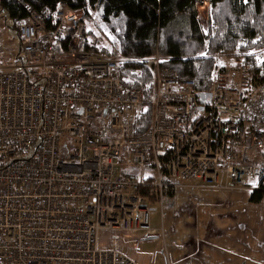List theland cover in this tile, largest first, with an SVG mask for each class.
<instances>
[{"label": "built area", "instance_id": "1", "mask_svg": "<svg viewBox=\"0 0 264 264\" xmlns=\"http://www.w3.org/2000/svg\"><path fill=\"white\" fill-rule=\"evenodd\" d=\"M26 12L15 65L0 58V264H137L99 232L153 234L151 207L164 216L177 180L227 190L257 178L264 70L217 62L197 91L155 57L137 135L145 93L107 38L64 3Z\"/></svg>", "mask_w": 264, "mask_h": 264}, {"label": "trees", "instance_id": "2", "mask_svg": "<svg viewBox=\"0 0 264 264\" xmlns=\"http://www.w3.org/2000/svg\"><path fill=\"white\" fill-rule=\"evenodd\" d=\"M205 1L210 8L206 31L198 20L202 0H0V14L16 30L27 6L54 10L64 3L81 10L83 20L115 47L120 75L144 90L147 111L136 119L139 135L150 124L155 57L197 91L208 88L221 57H244L255 70H264V0ZM247 160L257 170L249 201L258 204L264 198V150Z\"/></svg>", "mask_w": 264, "mask_h": 264}, {"label": "crops", "instance_id": "3", "mask_svg": "<svg viewBox=\"0 0 264 264\" xmlns=\"http://www.w3.org/2000/svg\"><path fill=\"white\" fill-rule=\"evenodd\" d=\"M250 180L253 188L247 183L246 188L227 190L192 185L193 181L176 183L174 193L194 191L200 201L192 213L173 222L177 233L165 246L163 264H264V198L258 204L249 201L257 178ZM181 195L179 200H184Z\"/></svg>", "mask_w": 264, "mask_h": 264}, {"label": "rangeland", "instance_id": "4", "mask_svg": "<svg viewBox=\"0 0 264 264\" xmlns=\"http://www.w3.org/2000/svg\"><path fill=\"white\" fill-rule=\"evenodd\" d=\"M200 5L197 8L198 20L204 31H206L210 8L208 7V3L205 5L201 3ZM9 25L8 20L0 14V58L5 60L8 59L9 64L15 65L14 54L18 52L19 40L16 30L11 29ZM227 62L229 61L222 57L218 61V63L221 64ZM177 183L183 184L180 180H177ZM192 185H202L204 187L213 186L201 184L198 181H193ZM222 185L223 181L221 179L215 187H221ZM248 185L253 188V181H248ZM181 193L182 195L176 192L174 195L170 196L168 204L164 207L166 216L162 221L158 205H152L150 226L151 230H153V234L141 233L128 235L121 232L101 231L99 232V243L102 248L116 251L130 259L141 261L146 264H163L165 246L170 243L172 235L177 233V229L173 222L182 218V216H185L187 213H192V208L197 207L200 201L196 195L194 196V191H182ZM179 195H181L184 200H179ZM178 202H182V205L180 206ZM170 223L173 224L170 225ZM193 230L191 232H193ZM194 234L195 232L192 233L191 238L194 237ZM193 244H195V242H193Z\"/></svg>", "mask_w": 264, "mask_h": 264}, {"label": "water", "instance_id": "5", "mask_svg": "<svg viewBox=\"0 0 264 264\" xmlns=\"http://www.w3.org/2000/svg\"><path fill=\"white\" fill-rule=\"evenodd\" d=\"M207 97H208L207 95H200L199 96V103L204 104L207 100ZM199 110H201V109H199Z\"/></svg>", "mask_w": 264, "mask_h": 264}, {"label": "bare ground", "instance_id": "6", "mask_svg": "<svg viewBox=\"0 0 264 264\" xmlns=\"http://www.w3.org/2000/svg\"><path fill=\"white\" fill-rule=\"evenodd\" d=\"M199 4V3H198ZM203 4V3H202ZM201 6V5H200ZM198 12V11H197Z\"/></svg>", "mask_w": 264, "mask_h": 264}]
</instances>
